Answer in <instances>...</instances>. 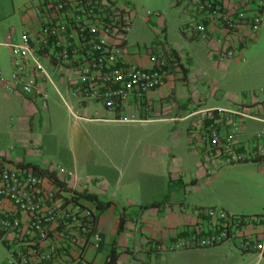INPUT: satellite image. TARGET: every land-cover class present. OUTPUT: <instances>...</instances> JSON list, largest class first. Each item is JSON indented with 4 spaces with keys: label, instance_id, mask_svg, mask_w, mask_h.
<instances>
[{
    "label": "crops",
    "instance_id": "crops-1",
    "mask_svg": "<svg viewBox=\"0 0 264 264\" xmlns=\"http://www.w3.org/2000/svg\"><path fill=\"white\" fill-rule=\"evenodd\" d=\"M40 2L29 0L23 7V16L28 21H24L21 32L28 31L32 38L43 23ZM132 2L135 17L119 50V59L125 64L151 68V54L155 52L152 46L160 34L161 45L174 51L178 59V65L170 68L164 83L146 92L141 101L127 99L112 110L101 102L72 95L70 91L77 78L75 70L69 64L46 58L52 82L39 85L45 92L46 107L41 106L35 94L4 93L0 89V103L13 112L8 126L16 143L1 151L0 157L15 163L35 164L53 172L65 186L80 194L110 203L100 211L93 200L83 197L86 205L98 212L96 229L101 243L98 248L73 246L64 264H74L77 256L85 264H104L112 248L118 255L114 264H162L178 256L181 264H199L198 260L190 262L189 259L203 257L208 258L205 264H224L219 256L226 263L237 257L239 262L232 264H253L254 259L256 263L263 261L264 251L242 252L233 241L168 251L176 238L199 223V207H221L239 214L264 212V193L238 201L226 191L229 174L243 173L239 170L247 166L263 172L264 141L263 153L256 160L226 165L207 174L198 151L188 147V120L185 119L198 102L207 108L241 105L247 116L238 140L243 142L256 133H264V94L258 92L260 88L252 93L238 92V87L247 79L244 74H234L243 68L244 53L254 38L248 42L247 27L230 35L225 45L233 49V54L221 59L213 55L218 49L213 41H191L183 36L182 16L176 20V27L165 18L162 23L158 21L159 14L145 13L135 21L138 3ZM263 20L264 11L259 28L263 27ZM155 21L156 31L155 27L146 25ZM8 39L17 37L8 35ZM0 68L6 75L8 60ZM58 105L65 107L74 120L68 142L75 176L69 180L59 176L53 167L36 161L28 150L41 134L49 133L57 125V117L51 113ZM121 216L123 224L119 230ZM0 241L7 253L3 264H9L8 248L3 238ZM155 246L161 249L156 250Z\"/></svg>",
    "mask_w": 264,
    "mask_h": 264
},
{
    "label": "built area",
    "instance_id": "built-area-1",
    "mask_svg": "<svg viewBox=\"0 0 264 264\" xmlns=\"http://www.w3.org/2000/svg\"><path fill=\"white\" fill-rule=\"evenodd\" d=\"M40 4L43 23L33 38L25 30L6 43L9 71L4 75L0 68L4 93L35 94L46 107L39 85L52 82L45 61L49 58L75 70L72 95L115 110L127 99L141 101L178 65L168 47L151 54V68L120 61L119 50L135 17L132 0H41ZM183 4V36L191 41H213L218 48L213 55L221 59L233 54L225 45L230 35L247 27L249 42L262 24L264 0H183ZM246 116L241 105L207 108L200 102L187 113L188 147L198 151L207 174L256 160L263 153L264 133L238 140ZM197 212L199 223L176 238L169 250L233 241L242 252L264 251V212L230 213L215 206L199 207ZM97 215L79 192L57 185L27 163L0 157V233L9 264H64L75 245L98 248ZM74 264L85 263L77 256Z\"/></svg>",
    "mask_w": 264,
    "mask_h": 264
},
{
    "label": "rangeland",
    "instance_id": "rangeland-1",
    "mask_svg": "<svg viewBox=\"0 0 264 264\" xmlns=\"http://www.w3.org/2000/svg\"><path fill=\"white\" fill-rule=\"evenodd\" d=\"M26 1L29 0H0V65H9V50L4 45L8 42V35L13 37H19L24 21H28L26 16H23V7ZM138 3V16L135 19L139 20L140 15L145 13L159 14V20L161 23L165 18L168 22L176 27V20H179L182 14V7L184 6L183 0H136ZM134 21V20H133ZM147 26H158V23L149 22ZM161 35L158 34L156 43L153 44L152 49L157 53L163 47L160 43ZM245 63L243 68L235 72V75L246 76V81L238 87V92L244 90L247 93H252L254 90H258L259 93L264 94V20L263 27L259 28L256 36L244 53ZM263 86V87H262ZM54 117H57V125L49 133L41 134L39 140L31 147L28 148L31 151L36 161H41L45 165H49L55 169L57 174L63 177L65 180L73 179L75 171L72 168L70 161L71 151L69 149V131L72 130L74 120L70 117L65 107L56 106L51 113ZM13 115V112L5 109L0 103V152L5 151L9 146H15V142L11 139V130L8 126V118ZM35 142V141H33ZM15 149H20L16 147ZM25 149V148H23ZM239 165V163L237 164ZM239 171H245L243 173L229 174V183L227 184V190L232 195L236 196L238 201L242 199L257 198L261 193H264V168L261 172L260 168L255 166L244 167ZM260 171V174L256 172ZM64 183V182H63ZM65 185V184H64ZM259 203V202H258ZM176 250H168L178 251ZM6 250L4 249L0 241V264L4 262L6 257ZM180 256L171 260H164L162 264H181ZM220 262L224 264H232L239 262L237 257L230 258L227 263L226 259L219 256ZM224 259V260H223ZM190 262L198 260L199 264H205L208 258H190ZM253 264H264L263 261L256 259L252 261Z\"/></svg>",
    "mask_w": 264,
    "mask_h": 264
},
{
    "label": "trees",
    "instance_id": "trees-1",
    "mask_svg": "<svg viewBox=\"0 0 264 264\" xmlns=\"http://www.w3.org/2000/svg\"><path fill=\"white\" fill-rule=\"evenodd\" d=\"M174 52V51H173ZM175 53V52H174ZM29 165H31L33 167V169L35 171H37L38 173H42V174H45L47 175L48 177H50L57 185L61 186V187H64V183L61 182L57 177L56 175L53 173V172H49L48 170H45V169H42L40 168L39 166L35 165V164H30V163H27ZM82 197H86V198H89L91 200L94 201L95 203V206L98 210H104L106 207L109 206V202H106V203H101L97 200H95L94 196L93 195H89V194H81ZM123 224V216L120 217V221H119V230L121 229V226ZM0 238H2V234L0 233ZM5 242V241H4ZM117 254H115V251L114 249L112 248L110 253L108 254L104 264H114L116 259H117Z\"/></svg>",
    "mask_w": 264,
    "mask_h": 264
}]
</instances>
